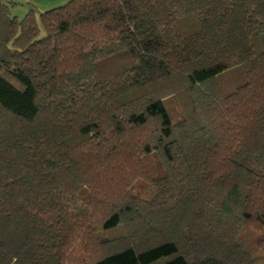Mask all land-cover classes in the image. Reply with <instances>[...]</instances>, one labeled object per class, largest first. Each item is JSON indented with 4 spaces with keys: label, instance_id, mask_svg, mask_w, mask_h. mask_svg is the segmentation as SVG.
<instances>
[{
    "label": "trees",
    "instance_id": "16d2710c",
    "mask_svg": "<svg viewBox=\"0 0 264 264\" xmlns=\"http://www.w3.org/2000/svg\"><path fill=\"white\" fill-rule=\"evenodd\" d=\"M38 14L0 0V264H256L264 0H67ZM138 178L153 198L129 192Z\"/></svg>",
    "mask_w": 264,
    "mask_h": 264
},
{
    "label": "rangeland",
    "instance_id": "374dc122",
    "mask_svg": "<svg viewBox=\"0 0 264 264\" xmlns=\"http://www.w3.org/2000/svg\"><path fill=\"white\" fill-rule=\"evenodd\" d=\"M67 0H8L9 9L11 15L16 16L17 19L23 18L25 13L32 9L36 17H39L40 12L48 10L50 8L62 5ZM41 26V24H39ZM39 26V27H40ZM42 32V27H40ZM128 64V60L122 57L112 58L109 61L102 63L99 66V73L103 75H112L116 74L122 70ZM167 110L171 116L172 121H178L181 119L180 113L178 112V104L172 98L164 99ZM144 163L147 168L150 170V173L158 175L161 172L160 165H158L159 161L154 154H149L144 157ZM158 187L150 184L146 180L142 178H138L132 186L130 187V191L136 197L149 200L153 198L158 192ZM254 254L259 255V259H257L256 264H264V256L261 251L255 250Z\"/></svg>",
    "mask_w": 264,
    "mask_h": 264
}]
</instances>
